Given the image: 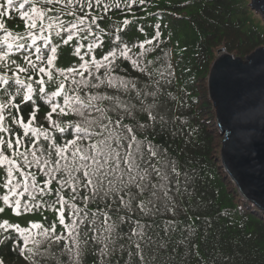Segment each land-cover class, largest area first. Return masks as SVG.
I'll return each instance as SVG.
<instances>
[{
	"label": "snow or ice",
	"instance_id": "snow-or-ice-1",
	"mask_svg": "<svg viewBox=\"0 0 264 264\" xmlns=\"http://www.w3.org/2000/svg\"><path fill=\"white\" fill-rule=\"evenodd\" d=\"M136 2L4 0L0 4V17L16 11L24 21V30L18 33L0 22V188L4 189L0 214L5 208L17 217L46 210L56 213L48 225L0 221V245L11 240L27 264L42 260L83 264L88 247L94 245H101L97 252L104 264L112 254L109 245L123 238L120 225L130 219L121 214L117 223L113 211L133 212L135 202L144 215L153 214L158 193L168 197L169 167L180 175L146 135L149 122L154 126L157 120L158 92L141 80L152 81V61L146 60L150 49L145 45L158 39L159 32L152 40L129 46L119 35L128 19L122 21L125 28L115 27L114 37L103 26L111 11L130 9ZM138 2L143 5L145 0ZM105 35L109 50L98 58L96 51L103 49ZM70 42L79 63L57 67L59 47ZM137 46L141 51L133 53ZM120 61L139 75L120 73ZM38 101L48 108L46 127L37 122ZM26 105L27 116L22 112ZM135 223L129 240L143 264L140 241L146 225ZM54 245L58 251H53ZM128 254L133 255L130 248Z\"/></svg>",
	"mask_w": 264,
	"mask_h": 264
},
{
	"label": "trees",
	"instance_id": "trees-1",
	"mask_svg": "<svg viewBox=\"0 0 264 264\" xmlns=\"http://www.w3.org/2000/svg\"><path fill=\"white\" fill-rule=\"evenodd\" d=\"M243 1L145 0L141 5L137 0L130 9L113 10L108 14L110 18L104 20L103 26L113 37L115 27L125 28L122 21H130L126 30L119 33L129 46L152 40L157 31L160 34L151 45H145L150 49L146 60L152 61L149 65L152 81H147V77L141 80L148 84L149 90L158 92L154 108L157 120L154 126L149 122L146 135L160 148L161 158L168 159L170 165L174 163L180 174L178 177L172 174L169 167L168 197L158 193L159 199L155 201L158 210L154 209L153 214L144 215L135 208V202L133 212L113 211L112 218L117 223L121 214L130 219L120 225L118 231L123 238L109 245L112 254L104 258V264H141L129 240L136 221L146 225L145 237L140 241L143 264H264V212L239 195L221 166L222 134L206 88L207 75L219 48L244 58L264 44V30L260 33L245 26L242 13L250 5L244 6ZM2 3L4 0H0ZM260 19L264 25L262 16ZM0 22L14 33L24 30V21L16 11L0 17ZM181 25H188L195 32L190 42L175 37V29ZM103 39V49L96 51L98 58L101 52L109 50V36ZM140 51L138 46L132 48L133 53ZM76 63L79 61L73 43L61 44L56 66L67 68ZM120 64V73L130 78L139 75L129 63L120 61ZM29 111L27 105L22 108L25 116ZM47 111L40 103L37 122L45 127ZM153 181L156 182L155 175ZM3 192L1 188L0 194ZM117 206L114 203L113 209ZM168 208H174L175 212H169ZM44 223L51 224L50 218ZM56 230L60 233L62 228ZM100 247L89 246L83 264H101L97 252ZM53 251H58L55 245ZM61 259L66 261L67 256ZM0 260L3 264H27L18 249H13L11 240L0 245ZM40 264L55 261L42 260Z\"/></svg>",
	"mask_w": 264,
	"mask_h": 264
},
{
	"label": "water",
	"instance_id": "water-1",
	"mask_svg": "<svg viewBox=\"0 0 264 264\" xmlns=\"http://www.w3.org/2000/svg\"><path fill=\"white\" fill-rule=\"evenodd\" d=\"M264 19V0H250ZM222 141L223 170L239 195L264 212V44L250 54L222 52L206 79Z\"/></svg>",
	"mask_w": 264,
	"mask_h": 264
},
{
	"label": "rangeland",
	"instance_id": "rangeland-1",
	"mask_svg": "<svg viewBox=\"0 0 264 264\" xmlns=\"http://www.w3.org/2000/svg\"><path fill=\"white\" fill-rule=\"evenodd\" d=\"M243 1V0H241ZM244 6L247 4L250 5V2L243 1L242 2ZM255 11V10H254ZM251 8H246V11L242 13V15L245 18V26H248V28L254 27L259 31L260 33H263L264 25L261 22V14L259 11H256V13ZM195 36V32L190 29L188 25H181L178 26L175 29V37L178 40H185L190 42L192 40V37ZM221 50V51H220ZM224 50L223 48H219V53H222ZM207 88V87H206ZM1 191V188H0ZM47 217L50 218L51 223L56 220V213L52 211H43V213H35V214H24L19 217L12 214L11 210L8 208H5V211L0 214V221H3L5 219L9 220L12 223H19L21 226H27V223L29 221H36V222H42L44 223L47 220ZM46 218V219H45ZM61 227L58 224L57 221V229H60Z\"/></svg>",
	"mask_w": 264,
	"mask_h": 264
},
{
	"label": "built area",
	"instance_id": "built-area-1",
	"mask_svg": "<svg viewBox=\"0 0 264 264\" xmlns=\"http://www.w3.org/2000/svg\"><path fill=\"white\" fill-rule=\"evenodd\" d=\"M221 51V50H220ZM224 52V50H222Z\"/></svg>",
	"mask_w": 264,
	"mask_h": 264
}]
</instances>
